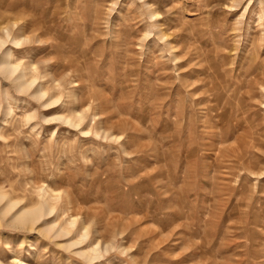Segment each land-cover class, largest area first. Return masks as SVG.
Segmentation results:
<instances>
[{"label":"rangeland","instance_id":"374dc122","mask_svg":"<svg viewBox=\"0 0 264 264\" xmlns=\"http://www.w3.org/2000/svg\"><path fill=\"white\" fill-rule=\"evenodd\" d=\"M0 20V264H264V0H0Z\"/></svg>","mask_w":264,"mask_h":264},{"label":"bare ground","instance_id":"6f19581e","mask_svg":"<svg viewBox=\"0 0 264 264\" xmlns=\"http://www.w3.org/2000/svg\"><path fill=\"white\" fill-rule=\"evenodd\" d=\"M153 14V13H152ZM151 14V15H152ZM1 21V20H0ZM2 28V27H1ZM4 29H5V32H6V34H7V36H10V33H9V30L7 29V27H3ZM0 34H2V33H0ZM14 37H12L11 38V42L12 43H15L16 41H14V39H13ZM8 39H10V38H8ZM6 42V39L4 40H2L1 39V36H0V50H1V47H2V45L4 44ZM18 42V41H17ZM11 57H12V52H11V49L10 48H8V50L7 51H5L4 52V54H3V56L0 58V74H1V76H3L4 78H6V79H12L13 78V76L15 75V72H16V70H17V66L14 64V62L11 60ZM22 71H23V69H22ZM21 71V72H22ZM25 72L23 71L21 74H19V76H17V81H18V84L19 85H17V86H19V88H21V89H26V88H28L29 87V83H28V80H27V82L25 81ZM27 78V77H26ZM40 91V90H39ZM38 95V94H37ZM37 97V96H36ZM39 97H41L40 95H39ZM2 195V194H1ZM8 203H10V204H7L6 206V208H3L4 210L3 211H1L0 213H1V215H6L10 210H11V203L13 204L14 202H8ZM40 207H38V209H39ZM27 209V208H26ZM26 209H24V211L22 210H20L19 212H17V215L15 216L14 215V217L12 218V221H17L18 223L19 222H21L22 221V223L23 222H26L27 220H29L30 222H34V221H36V220H38V216H39V211H38V209L37 208H35V209H33V210H26ZM32 209V208H31ZM2 210V209H1ZM4 217V216H3ZM73 223V221L71 222V224ZM34 224V223H33ZM86 235V233H83L82 235H81V237H84ZM97 245L98 244H96L94 247H91V249H89V250H87V251H85L87 254H88V256L89 257H91V256H95L98 252H97ZM99 254V253H98ZM96 257V256H95ZM94 258V257H93Z\"/></svg>","mask_w":264,"mask_h":264}]
</instances>
